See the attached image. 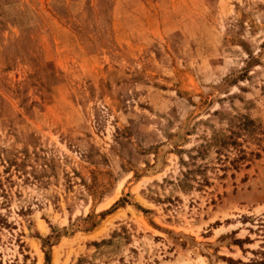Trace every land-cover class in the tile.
<instances>
[{
  "label": "rangeland",
  "instance_id": "obj_1",
  "mask_svg": "<svg viewBox=\"0 0 264 264\" xmlns=\"http://www.w3.org/2000/svg\"><path fill=\"white\" fill-rule=\"evenodd\" d=\"M263 225L264 0H0V264H252Z\"/></svg>",
  "mask_w": 264,
  "mask_h": 264
},
{
  "label": "trees",
  "instance_id": "obj_2",
  "mask_svg": "<svg viewBox=\"0 0 264 264\" xmlns=\"http://www.w3.org/2000/svg\"><path fill=\"white\" fill-rule=\"evenodd\" d=\"M241 159H244V155L241 156V158L237 159V160H234L233 163H236V162H239ZM264 226V225H263ZM264 248V247H263ZM264 252V251H263ZM262 255H264V253H261ZM252 264H264V260H261V261H256Z\"/></svg>",
  "mask_w": 264,
  "mask_h": 264
}]
</instances>
